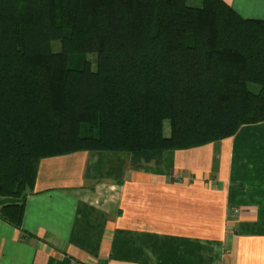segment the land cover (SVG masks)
Instances as JSON below:
<instances>
[{
    "label": "trees",
    "instance_id": "16d2710c",
    "mask_svg": "<svg viewBox=\"0 0 264 264\" xmlns=\"http://www.w3.org/2000/svg\"><path fill=\"white\" fill-rule=\"evenodd\" d=\"M202 2L0 0V199H23L0 206L2 220L29 236L45 159L162 166L264 123V21Z\"/></svg>",
    "mask_w": 264,
    "mask_h": 264
},
{
    "label": "crops",
    "instance_id": "0c3cea01",
    "mask_svg": "<svg viewBox=\"0 0 264 264\" xmlns=\"http://www.w3.org/2000/svg\"><path fill=\"white\" fill-rule=\"evenodd\" d=\"M224 1L264 21V0ZM23 230L0 218V264H264V123L162 166L45 159Z\"/></svg>",
    "mask_w": 264,
    "mask_h": 264
},
{
    "label": "rangeland",
    "instance_id": "374dc122",
    "mask_svg": "<svg viewBox=\"0 0 264 264\" xmlns=\"http://www.w3.org/2000/svg\"><path fill=\"white\" fill-rule=\"evenodd\" d=\"M187 4H188V6H191V7L200 8V7H202L203 2H202V0H187ZM60 44L61 43L59 41H56L53 44L54 50L56 52L60 50ZM90 58L92 59V61H94V69H96V65H95L96 57L95 56H91ZM164 132H165L166 136L170 135V122L169 121H166L165 124H164ZM114 155H116V154H114ZM101 175L104 176V177L109 176V174H106V172L102 173ZM0 206H2V205H0Z\"/></svg>",
    "mask_w": 264,
    "mask_h": 264
},
{
    "label": "water",
    "instance_id": "95a60500",
    "mask_svg": "<svg viewBox=\"0 0 264 264\" xmlns=\"http://www.w3.org/2000/svg\"><path fill=\"white\" fill-rule=\"evenodd\" d=\"M21 203L23 202V199L21 200H16L13 198H5V199H0V205H5V204H15V203Z\"/></svg>",
    "mask_w": 264,
    "mask_h": 264
}]
</instances>
